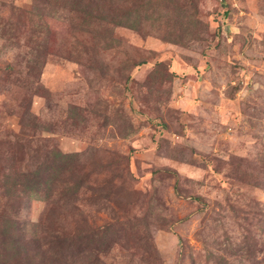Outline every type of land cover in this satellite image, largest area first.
Returning a JSON list of instances; mask_svg holds the SVG:
<instances>
[{"label": "rangeland", "instance_id": "1", "mask_svg": "<svg viewBox=\"0 0 264 264\" xmlns=\"http://www.w3.org/2000/svg\"><path fill=\"white\" fill-rule=\"evenodd\" d=\"M0 264H264V0H0Z\"/></svg>", "mask_w": 264, "mask_h": 264}]
</instances>
